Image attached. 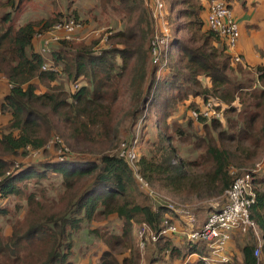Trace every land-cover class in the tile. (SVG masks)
<instances>
[{
  "label": "trees",
  "instance_id": "1",
  "mask_svg": "<svg viewBox=\"0 0 264 264\" xmlns=\"http://www.w3.org/2000/svg\"><path fill=\"white\" fill-rule=\"evenodd\" d=\"M25 1L29 2L0 0V9L8 10L0 15V77L11 85L0 99V114H10L0 132V220L8 221L11 228L9 237L0 240V258L9 260L7 264H75V236L94 222L116 218L118 234L105 238L106 233L89 231L109 246L99 264H139L140 254L126 255L133 246V229L146 225L157 235L165 221L174 223V215L162 204L150 203L126 160L119 157L121 144L136 140L138 173L154 188L177 197L223 194L235 176L248 172L232 173L230 169L251 166L246 151L241 156L225 143L252 139L257 125L264 139V65L254 68L253 84L260 91L256 96H243L251 82L239 79L248 69L235 62L225 42L207 28L206 7L200 0H163L171 41L166 73L157 80L148 66L153 21L145 0H96L100 14L120 26L109 38L115 48L95 54L91 44L61 41L48 55L59 73L43 72V58L33 49L35 34L63 18L78 22L79 13L74 8L66 16L32 20L33 15L22 10ZM75 1L62 0L68 10ZM223 1L232 9L231 0ZM78 83L76 90L67 87ZM41 85L44 91L39 92ZM209 100L218 103L214 109L222 118L194 120L189 111H199ZM236 100L244 106L242 110L230 107L224 111L222 103L230 106ZM145 108L154 116L156 130L147 154L138 151V137L146 126L118 147L121 126L133 123ZM176 112L185 126L171 121ZM203 129L205 134L198 137ZM207 129L218 131L219 144ZM53 139L61 143L53 144L55 153L61 152L57 158L41 157L13 167L12 157L37 151L47 155L45 147ZM174 139L200 145L203 154L192 161L179 158L174 164L178 158ZM114 146L118 153H113ZM83 154L91 157L76 156ZM54 176L61 178V190L55 194L47 188ZM261 188L264 176L253 180L256 204L250 217L264 240ZM10 199L17 201L13 209L23 214L22 220L10 219ZM255 246L253 242L234 249L228 264H264V246L260 261L253 256ZM142 249L148 264H171L187 255L206 253L204 243L192 245L185 237L177 248L169 237L160 236L153 242L148 236Z\"/></svg>",
  "mask_w": 264,
  "mask_h": 264
},
{
  "label": "built area",
  "instance_id": "2",
  "mask_svg": "<svg viewBox=\"0 0 264 264\" xmlns=\"http://www.w3.org/2000/svg\"><path fill=\"white\" fill-rule=\"evenodd\" d=\"M153 21V35L149 42L150 66L154 70L157 80L166 73L168 64V50L171 41V29L165 12V3L163 0H145ZM207 28L217 34L226 44L227 51L232 54L237 63H242V57L237 52V45L240 38V32L237 23L234 20L232 10L228 8L223 0H209L206 14ZM83 25L75 20L60 22L54 24L49 30L43 33H36L34 40L39 42V54L43 58L41 71L59 73V69L53 62L45 59L52 51V48L61 41H72L78 30H82ZM105 29L94 30L95 36H101ZM77 85L72 90L77 89ZM8 89L11 85L8 83ZM218 106L217 102L212 100L204 103L202 109L190 110L189 114L197 120L200 116L206 120L221 119L222 113L214 108ZM61 144L60 140L53 139L49 145ZM136 140L125 141L121 144L119 157L124 158L133 171V176L140 189L154 203L165 206L175 218L182 222L184 228L174 223L165 221L164 227L157 234L151 233L146 225L137 231L140 247H144V238L150 237L155 242L158 237H168L176 234L184 235L189 244L204 243L205 254H192L203 264H228L232 257L231 244L233 238L253 240L256 243L253 256L260 261L261 246L260 231L257 225L250 217V209L256 204V195L253 191V180L256 174L261 171V166L257 165L255 170H251L241 175L235 176L230 187L224 191V202L220 207H214L206 215L205 221L198 225L196 216L191 210L183 208L180 204H172L168 198L159 194L153 186L144 180L138 173L136 166ZM28 149V148H27ZM35 153V152H34ZM33 152L31 154H34ZM60 150L58 154H60ZM62 157V156H61ZM59 160H62V158ZM10 173H7V175ZM261 264V263H257Z\"/></svg>",
  "mask_w": 264,
  "mask_h": 264
},
{
  "label": "rangeland",
  "instance_id": "3",
  "mask_svg": "<svg viewBox=\"0 0 264 264\" xmlns=\"http://www.w3.org/2000/svg\"><path fill=\"white\" fill-rule=\"evenodd\" d=\"M52 1L56 3V7L53 5ZM205 1H207V3L209 2V0H205ZM25 2L27 5H24L22 10L23 11L26 10V12L28 13L29 16L32 14L33 16L30 17L32 20L51 18V17H54L56 14H62L64 16H66L67 14L69 15L74 8H76V10L79 13L78 22L84 26L82 27L83 28L82 30H78L75 33L76 34L75 38L70 42H73V43L85 42V43L91 44V45H93V52L95 54H100L103 51L115 48V44L110 42L109 38L116 31L119 30L120 26L118 25V23L117 24L115 23V19L111 20L112 18H110L108 15L103 14V13L100 14V10L98 8V3L96 2V0H76L74 5L72 7H70L69 10L66 9V6L62 2V0H29V2L28 1H25ZM200 2H201V0H200ZM206 9H208V8H206ZM5 11H8V10L0 9V15ZM108 17H109L110 21H109ZM233 17H234V20L237 23H239V18L236 19L237 16L235 14ZM24 20H26V19H23V21ZM70 20H72V19H70ZM85 20H88L89 23L85 24L84 23ZM67 21H69L68 18H63L62 20L57 21L54 24H57L60 22H67ZM54 24L49 26V28L47 30H49ZM101 28L105 29L104 33L101 36H95L93 31L94 30H100ZM47 30H45L43 32H46ZM260 38H261V40L264 39V30L262 31V35ZM148 46H149V44H148ZM33 49L35 52L37 51V53H39V47L35 46V47H33ZM52 49L55 50V49H57V47L54 46ZM259 54H261V52ZM45 59L48 60L49 62H52L50 56H45ZM148 66L150 69L151 68L150 57H149V65ZM246 72H248V73H245L243 75V77L239 80L242 82H246L247 80H249L251 82V83H249L251 85V87H249L245 90L247 93H244L243 96H250V95L256 96V93H258L260 91V89H259L260 87L256 82H254V84H253V81L255 80L254 69L246 70ZM0 79H3L6 81V79L3 77H0ZM80 85H81V83L77 84L78 88L80 87ZM72 86H74V85H71V86L69 85L67 87L70 90V88ZM40 91H44V87L42 85L39 89V92ZM2 92H4V85L0 83V99H1V101L3 98L1 96ZM250 102H252V101H250ZM230 107L237 108L239 110H242V108H244V106L242 107L241 103H239V100H236L230 106L222 103V108L224 109V111H226ZM145 109H144L142 116L138 115L133 123H129L126 126H124V125L121 126V130H120L121 135L119 137L118 147L122 141L130 139L136 130L139 129L140 132H142L143 126L144 127L146 126L145 131H143L141 139L138 137V142H139L138 151H139L140 155L147 154L146 150L149 147V143L153 140L156 130H155V127L153 124L154 123V118H153L154 116L151 115L150 111L147 112V108H145ZM176 113L174 115L175 116L174 119H172L171 121H175L177 123L182 124V126H185V122L182 121V118L176 117V116H178L179 113H177V114ZM9 115H10L9 113L0 114V127H1L0 132L2 130L4 131V128L6 127V125H8ZM224 117L225 118H224V121L222 123L223 126H225L226 116H224ZM145 118H146V120H145ZM140 132H139V136H140ZM207 133L210 137H213L215 141H218V139H217L218 131H213L211 129H207ZM204 134H205L204 129L201 133L197 132L198 137L199 136L202 137V135H204ZM252 136H254L252 139H246L247 137L245 136L246 140H243L239 144L227 142V143H225L224 146L226 148L233 150V151L234 150L239 151L238 153L241 156H244L245 151L248 153V156L245 158L249 157L247 165H251V166H249V167L247 166V168L243 167L241 169L233 166L230 169V171L232 173L236 172V170H240V171L241 170H243V171L255 170L256 166L260 165L261 171L256 174V177L260 178V177L264 176V139L261 138L260 125H257L256 129L252 133ZM258 136H259V138H258ZM49 143L45 147L46 148L45 153H47V155H44V151H37L34 154H29L26 157H24L22 155L12 157L11 160L14 162L13 167H19V165L30 162L31 160L39 159L41 157H42V159H44V158L45 159L57 158L58 153H55L54 145H49ZM216 143L219 144V141ZM173 146L176 148L177 153H178V156H177L178 158H176V160L173 161L174 164L176 163V161L179 158L192 161V160H195L198 156H201V154H203V150H201L200 145L194 146L191 141L189 142L186 139L183 141H178L177 139H174ZM118 147H116V146L113 147L114 148L113 153H118V151H117ZM76 156L81 157V158H90L91 157V155H88V154H83V156L82 155H76ZM49 182H50L49 183L50 185L48 184L49 186L47 185V188L51 193L53 191L55 194L61 190L59 188V187H61L60 176L52 177V179ZM156 188L157 187H155L154 189L159 194H161L164 198L169 199L168 202L175 204V205L180 204L181 206H183V208H187V209L191 210V212H193L196 216L198 225L202 224L203 221H205L206 215L209 212H211L214 207H220L224 202V195H223L224 193L221 195L215 196L213 198H195V197H189V196H185V195H183L181 197H179V196L177 197V196H173V195L169 194L166 191H161L160 189H158V188L156 189ZM261 189L264 190V188H261ZM8 202H9L10 219H13V221L22 220L23 214L17 215L15 213V210L13 209V205H15L17 201L14 199H10ZM150 203L155 207H157L159 205V203H154L152 201H150ZM172 219L174 220V222L176 221L174 217ZM6 222H8V221L4 222L3 219L0 220V240H6V238L9 237V235L11 234V228L8 226V223H6ZM119 228H120V221H118L116 218L111 219V220L102 221V222H94V223L90 224L89 226H86L84 228V230H82L74 238V259L73 260L75 262L87 260V258H92L94 256L96 257L103 250H109V246L105 245L104 242L102 241V239H100V237H97L95 234L89 235V231L96 230L100 233H106L107 235L105 238H108L109 235H111V234H118ZM140 228L141 227H139L138 229L137 228L133 229L132 233L136 238H133V246L131 249L127 250L126 254L129 256H134V254H140L141 263H139V264H147L146 250L148 252L149 246L147 245L146 250L142 249L140 247V240L138 239V235H137V231ZM259 237H260V241L258 243L261 246V254H260L259 258H260V260H263L262 247L264 246V240L262 239L261 234H259ZM253 242H255V241H253V240L247 241L246 239L238 238V239H235L233 241V248L238 251L239 248H241L245 244L253 243ZM119 258L121 259V257H119ZM8 261L9 260L5 261L2 258H0V264H7L6 262H8Z\"/></svg>",
  "mask_w": 264,
  "mask_h": 264
},
{
  "label": "crops",
  "instance_id": "4",
  "mask_svg": "<svg viewBox=\"0 0 264 264\" xmlns=\"http://www.w3.org/2000/svg\"><path fill=\"white\" fill-rule=\"evenodd\" d=\"M201 2L206 8H208L207 1L201 0ZM230 5L232 7L231 10L233 16L235 14L237 16L236 19L239 18V23H237L236 21L235 22L237 23L240 32V38L237 45V52L242 57V64L248 70L254 69L255 67L261 64L264 65V39L261 40L260 38L262 35V31L264 30V0H231ZM35 46L39 47V42L36 40H34L33 42V47ZM260 52L261 54H259ZM0 83L4 85V92H2L1 95L3 97L4 94L9 92L7 84L8 82L7 80L5 81L3 79H0ZM175 220L176 221L174 223L177 222V225L183 229L184 225L182 224V222L179 221L177 218ZM182 236L185 237L184 235ZM168 237L172 239V243L174 246H176L177 248H181L183 242V237H181V234H176ZM133 238L136 237L133 235ZM185 241H187L186 238ZM231 246L232 253H234L233 242ZM104 251L106 250L101 251V253L98 254L96 257L94 256L92 258H87V260H82L79 262H75L73 260V254L72 261L75 264H99L101 254ZM119 257L122 256H118L117 258L119 261H121ZM198 261L199 260L195 256L187 255L183 260L178 259L172 262L171 264H195Z\"/></svg>",
  "mask_w": 264,
  "mask_h": 264
}]
</instances>
